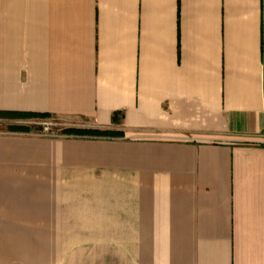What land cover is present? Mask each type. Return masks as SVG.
<instances>
[{"label": "crops", "instance_id": "1", "mask_svg": "<svg viewBox=\"0 0 264 264\" xmlns=\"http://www.w3.org/2000/svg\"><path fill=\"white\" fill-rule=\"evenodd\" d=\"M0 128V264H264V0H0Z\"/></svg>", "mask_w": 264, "mask_h": 264}, {"label": "rangeland", "instance_id": "2", "mask_svg": "<svg viewBox=\"0 0 264 264\" xmlns=\"http://www.w3.org/2000/svg\"><path fill=\"white\" fill-rule=\"evenodd\" d=\"M26 123L27 125L32 126L33 128L36 127L37 129L41 128L44 123L50 124L51 127H53L54 129H63L70 122L62 118L52 117V118H46V119H30V120H27Z\"/></svg>", "mask_w": 264, "mask_h": 264}, {"label": "built area", "instance_id": "3", "mask_svg": "<svg viewBox=\"0 0 264 264\" xmlns=\"http://www.w3.org/2000/svg\"><path fill=\"white\" fill-rule=\"evenodd\" d=\"M41 132L46 136H58L60 134V129H54L50 124L44 123Z\"/></svg>", "mask_w": 264, "mask_h": 264}, {"label": "trees", "instance_id": "4", "mask_svg": "<svg viewBox=\"0 0 264 264\" xmlns=\"http://www.w3.org/2000/svg\"><path fill=\"white\" fill-rule=\"evenodd\" d=\"M35 117H38V118H51V116L49 115H36Z\"/></svg>", "mask_w": 264, "mask_h": 264}]
</instances>
